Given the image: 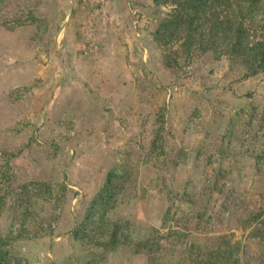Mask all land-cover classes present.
I'll use <instances>...</instances> for the list:
<instances>
[{
    "label": "rangeland",
    "instance_id": "rangeland-1",
    "mask_svg": "<svg viewBox=\"0 0 264 264\" xmlns=\"http://www.w3.org/2000/svg\"><path fill=\"white\" fill-rule=\"evenodd\" d=\"M170 9L0 0L2 264H148L142 254L103 257L72 235L111 167L132 174L116 183L109 217L143 233L169 204L186 208L183 190L204 189L194 197L202 209L227 195L233 216L264 202V75L243 77L234 58L211 52L167 65L151 30ZM227 229L246 256L261 251L235 220Z\"/></svg>",
    "mask_w": 264,
    "mask_h": 264
},
{
    "label": "trees",
    "instance_id": "trees-1",
    "mask_svg": "<svg viewBox=\"0 0 264 264\" xmlns=\"http://www.w3.org/2000/svg\"><path fill=\"white\" fill-rule=\"evenodd\" d=\"M153 3L171 6L151 30L152 40L161 48L162 61H168L167 65L170 62L181 65L182 60L189 61L196 52H211L217 58H234L243 77L264 75V0H153ZM174 44L178 50L172 49ZM259 157L264 160V154ZM131 174L122 173L118 167L100 172L101 186L87 196L86 214L72 231L73 236L85 240V245L99 247L103 257L117 255L130 260L132 255L142 254L148 264H264V245L259 253L246 256L242 241L227 231L228 223L235 220L247 233L245 238L264 242V202L250 209L243 207L242 214L233 216L225 200L227 195L219 205L202 209L194 208V197L205 196L204 189L196 194L183 190L176 198L189 199L186 208L179 202L169 204L160 224H149L143 233L140 227H131L127 218L109 217L122 189V184L116 183L126 181ZM195 238L204 240L197 242ZM7 255V251L0 253V264ZM101 260L98 258L96 262ZM92 261L90 258L83 264Z\"/></svg>",
    "mask_w": 264,
    "mask_h": 264
}]
</instances>
